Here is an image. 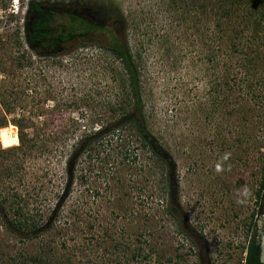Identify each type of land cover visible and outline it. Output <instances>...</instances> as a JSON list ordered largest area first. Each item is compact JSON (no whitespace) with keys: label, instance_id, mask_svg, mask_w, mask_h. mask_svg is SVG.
<instances>
[{"label":"rangeland","instance_id":"374dc122","mask_svg":"<svg viewBox=\"0 0 264 264\" xmlns=\"http://www.w3.org/2000/svg\"><path fill=\"white\" fill-rule=\"evenodd\" d=\"M77 2L93 15L100 7L99 20L118 10L127 21L148 126L173 159L172 187L127 130L84 150L68 178L84 131L119 118V62L100 33L38 55L23 38L27 0H0V122L18 137L22 121L28 133L25 146L9 147L7 133L0 143V264H243L251 229L263 223L264 67L245 77L241 54L211 44L223 33L211 3L201 16L162 0ZM150 245L156 257H131Z\"/></svg>","mask_w":264,"mask_h":264},{"label":"trees","instance_id":"16d2710c","mask_svg":"<svg viewBox=\"0 0 264 264\" xmlns=\"http://www.w3.org/2000/svg\"><path fill=\"white\" fill-rule=\"evenodd\" d=\"M162 1H167V4H169L175 12H177V9L181 8V4H183L182 9L185 8V11H190L194 14L201 12V16L208 11L207 3H211L213 5L211 6V10L214 12L213 15H215V20H217L214 26L218 31L221 30L223 32H220L221 35H216L214 32L211 35L213 39L211 40V44L225 41V43H229L231 52L241 54L242 61L240 64L242 65L241 68L244 70L245 77L249 76L250 72L256 67H260V69L262 66L264 67V53L261 54L259 50V48H264V35H261V33H264V0ZM101 10L100 7H96L95 14L93 15L89 8H85L80 2H77V0H27L26 3V12L23 19V38L32 51L38 55L45 56L46 54H50L49 52H51V50L59 49L69 42L77 43L82 39L88 38L89 35L100 33L104 34L107 38L108 43L105 47L106 50L111 54L114 60L119 62L120 66L122 98L121 102L117 105L119 106L117 109L120 111L119 118L110 123L107 121L105 123L92 125V127L84 131L83 135L85 136L82 137L77 144L79 147H75L67 159L66 167L68 178H72L75 164L84 150L87 148L92 149L94 145L100 142H109V133L125 132V130H127L128 135H134V138H136L138 142V146L145 149L152 157L163 164L168 174L167 184L172 187L170 174L171 168L173 167V159L148 126L142 100L140 56L138 53L132 51L126 39L124 32L127 21L118 10H114L112 14H109V23L108 20H99L95 18V15L99 14ZM220 18H224V22L226 20L227 25L223 26L224 22L222 23V21H219ZM236 22L240 25L238 32L235 28L237 25H234ZM226 29L233 33L230 37L225 35ZM244 31L249 32L251 35L249 37L251 40L250 42H243L242 33ZM214 58L215 56H212L210 60ZM22 62V56L16 58L17 66H23ZM257 63L259 64L257 65ZM225 76L226 83H228V73ZM259 82L262 83V78ZM0 97L2 102H4L1 92ZM8 108H6L7 111L9 110ZM117 109L116 107L113 108L115 112ZM262 113H264V111H262ZM6 125L7 122H0V127ZM15 125L18 128V137L15 131L8 130L10 126L0 129V143L3 147L7 146L4 145L2 136L11 131L14 135L15 143L9 147L16 145L18 140L20 142L19 146H25L26 135H28L26 130L27 126L19 120L15 121ZM60 132L62 131L57 132V134ZM50 134L53 135L54 133L51 132ZM260 147L263 149L261 151L262 166L258 186L259 190L256 195L259 198L258 212L263 219V223L261 227L258 224H254L251 229V234L245 246L243 264H264V262L260 260L261 238L264 232V143H262ZM174 211H177V208L171 202V208L168 210V213L173 215ZM18 212L19 211H17V213ZM36 226L37 225H33V227L30 226L29 228L31 229L28 232L32 233L35 228H38ZM51 227L52 223H49L46 224L44 229L48 230ZM36 233L37 230L34 234ZM142 248L144 247H137L131 257L148 259L152 254L155 255V257L157 256L156 249L153 245H150L147 250L145 249V254H143ZM33 264L48 263L42 259H37Z\"/></svg>","mask_w":264,"mask_h":264},{"label":"water","instance_id":"95a60500","mask_svg":"<svg viewBox=\"0 0 264 264\" xmlns=\"http://www.w3.org/2000/svg\"><path fill=\"white\" fill-rule=\"evenodd\" d=\"M260 260L262 262H264V232L261 238V256H260Z\"/></svg>","mask_w":264,"mask_h":264},{"label":"bare ground","instance_id":"6f19581e","mask_svg":"<svg viewBox=\"0 0 264 264\" xmlns=\"http://www.w3.org/2000/svg\"><path fill=\"white\" fill-rule=\"evenodd\" d=\"M7 135H9L8 137H13V134L10 132V133H7Z\"/></svg>","mask_w":264,"mask_h":264}]
</instances>
